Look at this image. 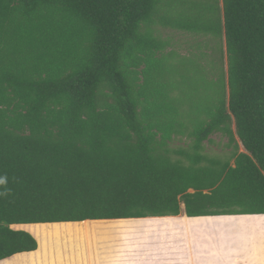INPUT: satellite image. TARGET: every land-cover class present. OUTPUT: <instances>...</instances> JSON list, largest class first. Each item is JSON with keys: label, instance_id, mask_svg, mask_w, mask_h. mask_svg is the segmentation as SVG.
I'll return each instance as SVG.
<instances>
[{"label": "trees", "instance_id": "obj_1", "mask_svg": "<svg viewBox=\"0 0 264 264\" xmlns=\"http://www.w3.org/2000/svg\"><path fill=\"white\" fill-rule=\"evenodd\" d=\"M222 3L228 82L186 109L155 79L160 0H0V261L38 249L16 225L264 216V0Z\"/></svg>", "mask_w": 264, "mask_h": 264}, {"label": "rangeland", "instance_id": "obj_2", "mask_svg": "<svg viewBox=\"0 0 264 264\" xmlns=\"http://www.w3.org/2000/svg\"><path fill=\"white\" fill-rule=\"evenodd\" d=\"M210 13H215V19L223 22L222 0H160L156 8L157 15L153 22L152 34L157 42L163 45V52L157 55L165 54L168 57L160 59L158 63L154 61L155 79L166 82L167 90L173 91V94L180 98V104H185L186 109L207 106L218 98L219 79L226 75V83L228 82V57L224 33L219 36L211 32ZM187 18L195 29L180 27L181 24L188 23ZM226 100L227 102L229 100V86H226ZM211 140L206 143L210 156L230 159L236 150L235 143H229L221 134L214 135ZM189 141L188 136H183L173 142L172 147L185 148ZM237 142L240 152H244L238 139ZM184 215L182 206V214L178 217L135 219L121 223L107 221L109 223L103 227L102 222H90L82 224L89 230L84 229L85 231L79 234L60 235L56 228L52 229L51 234L58 240L66 235L80 237L92 244L94 249L101 245L104 249L99 252L91 251L92 254L108 256L121 264H133L129 262L131 260H125L121 256L130 254L136 257V252L127 253L128 250H135L136 244L140 256L138 262H142L141 256H144L143 261L148 264H234L232 257L236 250L243 247L247 250L249 245H251L249 250L256 246L264 248V238L261 237L264 232L261 233L260 229L255 234L252 232L254 236L250 242V234L241 230L238 222L260 223L261 219L264 223V216L190 219ZM211 220H218L217 228L214 230L204 225ZM222 220H229L231 224L224 227L220 223ZM98 227L101 228L93 231ZM31 228L35 231L46 227ZM75 229V226L72 227V230ZM136 229L142 231V234H137L135 240V236L131 234ZM143 249L144 253L140 254L139 250Z\"/></svg>", "mask_w": 264, "mask_h": 264}, {"label": "crops", "instance_id": "obj_3", "mask_svg": "<svg viewBox=\"0 0 264 264\" xmlns=\"http://www.w3.org/2000/svg\"><path fill=\"white\" fill-rule=\"evenodd\" d=\"M185 212V211H184ZM186 216V214L184 215ZM187 217V216H186ZM222 217H229V216H222ZM259 217V216H257ZM206 218V217H205ZM139 220V219H138ZM107 221H115L113 223H121V221H129V220H101V221H85L81 223H46V224H31V225H16L13 226L16 230H24L29 232L37 241H38V249L35 252L30 253H23L16 255V256L0 261V264H121L114 262L108 256H103L97 254H92V252H99L104 249L103 246H99L98 249H94V246L87 240L81 239L77 236H63L60 240L56 239L51 231L53 228H56L58 234H76L82 233L85 230H89V228L84 227L82 224L90 223V222H102L101 227L106 226L109 222ZM118 221V222H116ZM206 221V220H200ZM260 223L257 222H246L245 221H238L241 225L244 232H247L248 235L250 234L251 240L253 241V234L260 229V232H264V223L263 220L260 219ZM200 222V223H201ZM112 223V222H111ZM217 221L211 220L210 222H205V226H210L212 230L217 228ZM220 223L223 224L224 227L226 225H230L231 221L229 220H222ZM32 226L34 227H46L45 229L40 228L32 231ZM76 227L75 230H72V227ZM121 226V225H120ZM96 228L93 231L98 230ZM85 229V230H84ZM142 231L136 229L131 235L135 236L134 239L138 237L137 234H142ZM127 234V233H125ZM264 238V234L261 235ZM243 240V239H242ZM136 249L128 250L127 253L136 252V257L131 256L130 254H122L125 260H131L129 262L133 264H148L143 261L145 258L141 256L142 262H138L140 256L138 255V245L136 244ZM107 247V246H106ZM100 248V249H99ZM109 248V246H108ZM112 248V246H111ZM251 245H249L247 250H244L245 247L240 248L234 252V256L232 257L235 261L234 264H264V248L256 246L255 248L249 250ZM140 249V248H139ZM249 250V251H248ZM92 251V252H91ZM145 249L139 250V253H144ZM248 251V252H247Z\"/></svg>", "mask_w": 264, "mask_h": 264}, {"label": "clouds", "instance_id": "obj_4", "mask_svg": "<svg viewBox=\"0 0 264 264\" xmlns=\"http://www.w3.org/2000/svg\"><path fill=\"white\" fill-rule=\"evenodd\" d=\"M4 181L3 180H0V183H3Z\"/></svg>", "mask_w": 264, "mask_h": 264}]
</instances>
